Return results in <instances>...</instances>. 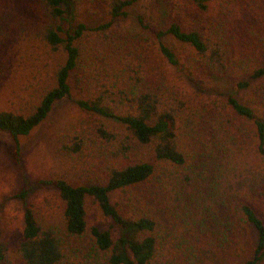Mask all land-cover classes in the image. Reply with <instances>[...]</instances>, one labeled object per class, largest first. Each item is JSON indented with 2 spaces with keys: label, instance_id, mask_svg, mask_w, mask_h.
<instances>
[{
  "label": "trees",
  "instance_id": "trees-1",
  "mask_svg": "<svg viewBox=\"0 0 264 264\" xmlns=\"http://www.w3.org/2000/svg\"><path fill=\"white\" fill-rule=\"evenodd\" d=\"M11 1L0 0V50L19 45L30 65L15 100L0 108V132L18 153L20 139L71 99L91 119L61 134V150L95 178L87 185L40 180L63 202L62 226L41 221L23 188V234L12 247L0 229V264H194L204 248L240 257L251 250L242 264L263 261L264 0H159L161 27L139 20L158 43L153 58L149 47L113 30L139 0H100L110 21L98 26L81 18L79 0H25L21 21L1 9ZM168 37L188 48L184 58ZM167 66L195 86L229 80L251 98L231 95L203 111L170 84ZM203 132L208 142L202 135V151L191 157ZM154 180L174 222L134 203L132 189ZM90 204L100 217L92 226Z\"/></svg>",
  "mask_w": 264,
  "mask_h": 264
},
{
  "label": "rangeland",
  "instance_id": "rangeland-1",
  "mask_svg": "<svg viewBox=\"0 0 264 264\" xmlns=\"http://www.w3.org/2000/svg\"><path fill=\"white\" fill-rule=\"evenodd\" d=\"M79 1L81 4L80 16L90 26H98L110 21L104 14L100 0ZM23 5H25V0H12L10 3H4L1 9L10 10L16 15H14L15 21H21V17L25 14L21 11ZM160 6L159 0H139L129 9V17L124 21H117L113 30L117 35L134 40L137 45L149 47L148 52L153 58L152 54H157L158 43L143 28L139 20L154 30L159 29L161 27L158 12V9H161ZM67 10L65 23L71 25L72 11L70 7ZM30 17L31 15L27 16V18ZM165 41L176 50L179 56L184 58L188 53V48L174 39L168 37ZM10 45L7 44L4 50H0V67L5 70V77H0V108L8 107L9 102L15 100L13 93L24 82L25 76H27L25 68L30 65L27 59L22 58L23 48L19 45ZM167 70V79L170 84L189 104L196 105L203 111L222 107L226 98L231 95L244 103L249 102L251 98V91L238 90L229 80L215 78L210 81L206 80L201 86H195L186 79L184 74L171 66H167ZM89 119L91 116L82 112L73 100L64 99L55 105L49 118L30 136L20 139L18 153L14 139L9 134L0 132V229L4 240L12 247L20 241L23 234L25 203L17 197L23 188H28V203L34 206L41 221L48 225L62 226L63 202L55 188L43 186L40 184V180L64 177L74 184L85 185L91 184L94 180L95 175L92 173V169L83 167L79 164L81 161L68 157L61 150L60 141L62 133L73 130L76 125ZM205 134L204 132L200 134L199 143H193L189 151L191 157L202 151V135H204V141L207 144ZM193 161L190 158L189 165ZM161 191V185L154 180L142 187L133 188L131 193L134 192L138 196V199H134V203L143 214L150 215L153 210L155 214H158L162 223V219H167L168 223H170V219L174 222L175 216L166 214L169 212L168 209L160 205ZM262 210L264 216V206ZM97 213L95 207L90 204L88 218L91 226L99 223L100 217ZM168 227L171 225L169 224ZM249 234L251 240L247 242V246L254 247L257 237L253 231H250ZM250 253L251 250L247 252L246 256ZM244 257L238 256L234 249L208 250L204 248L194 264H242L245 260ZM258 264H264V260Z\"/></svg>",
  "mask_w": 264,
  "mask_h": 264
}]
</instances>
